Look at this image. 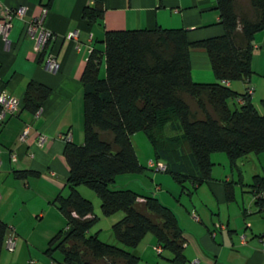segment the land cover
I'll list each match as a JSON object with an SVG mask.
<instances>
[{"label": "trees", "instance_id": "obj_1", "mask_svg": "<svg viewBox=\"0 0 264 264\" xmlns=\"http://www.w3.org/2000/svg\"><path fill=\"white\" fill-rule=\"evenodd\" d=\"M249 2L252 14L236 11L234 0H215L223 32L208 38L192 41L187 29L160 26L105 32L101 52L105 74L100 75V52L92 50L81 75L83 141L66 143V190L53 201L66 227L51 237L45 254L58 251L61 264H138L134 250L147 234H153L161 251L172 254V262L186 261L184 229L175 213L155 196L111 185L120 175L146 170L131 141L140 131L153 147L154 161L164 163V172L182 187L186 182L196 187L211 179L215 152L224 153L230 167L239 172L240 159L264 151V113L252 104L253 92L247 94L251 86L238 93L225 84L247 81L252 74L253 40L264 30V0ZM103 11V0H93L82 17L99 22ZM192 48L206 52L216 81L193 80ZM49 93L45 85L28 82L20 108L36 114ZM187 96L197 106L199 118L194 117ZM231 99L240 107L231 109ZM29 174L33 172H17L22 178ZM80 185L100 199L101 215L123 213L111 226L118 245L100 240L97 232L88 234L99 216L92 202L81 195ZM249 186L258 209H264V175L253 174ZM225 187L227 198L232 199L233 182ZM7 231L0 220V252Z\"/></svg>", "mask_w": 264, "mask_h": 264}, {"label": "crops", "instance_id": "obj_2", "mask_svg": "<svg viewBox=\"0 0 264 264\" xmlns=\"http://www.w3.org/2000/svg\"><path fill=\"white\" fill-rule=\"evenodd\" d=\"M92 4L93 0H0V19L5 17L7 9L25 7L23 17L12 19L8 44L0 39V78L3 86L20 100L30 81L43 84L50 90L36 114L20 108L16 114L0 119V220L16 237L12 250L3 243L0 264H29V260H33L34 264L62 262V254L58 251L51 256L45 254L51 237L66 227L65 217L53 201L66 190L69 170L63 154L68 142L65 137L70 135V141L76 144L83 141L81 75L92 50L100 52V75L105 74L104 54L101 53L105 48V32L153 29L157 26L184 28L192 41L223 32L215 0H103L102 20L95 23L82 17L84 8ZM234 6L238 12L253 13L249 0H234ZM38 19H42V25L53 35L42 60V51L34 50V37L26 34L27 22ZM71 33H76V37L69 38ZM50 55L59 64L57 71L46 67V59ZM190 57L194 81H216L203 49L192 48ZM251 69L252 74L247 81L225 84L238 93H243L248 86L253 87L252 104L258 113L262 109L260 114H263L264 30L255 34ZM41 135L45 139L40 144ZM216 157L221 161L218 164H229L227 157ZM253 158L250 159L253 162L252 176L255 173L264 175V151ZM150 160L153 157L139 162L149 170L147 165ZM213 167L211 179L196 187L190 182L182 187L171 177L181 189L179 195L197 196L191 199V203L181 202L176 210L184 229L186 261L172 262V254L167 250L158 254L155 251V247L159 246L156 237L147 234L134 250L140 258L139 262L264 264L258 240V236L264 233V209H258L251 188L249 195L244 196L234 186L246 183L249 186L251 181L243 182L241 166L237 172L238 182L224 175L226 168ZM22 170L33 174L22 178L17 175ZM130 176L125 175L122 180L131 181L134 175ZM123 181L117 182L118 185L123 186ZM228 181L233 182L232 199L226 195L225 183ZM156 189L161 190L162 187L156 185ZM173 189L176 190L174 185ZM144 195L161 198L160 195ZM168 207L177 216L173 207Z\"/></svg>", "mask_w": 264, "mask_h": 264}, {"label": "rangeland", "instance_id": "obj_3", "mask_svg": "<svg viewBox=\"0 0 264 264\" xmlns=\"http://www.w3.org/2000/svg\"><path fill=\"white\" fill-rule=\"evenodd\" d=\"M103 71V70H102ZM188 95V94H187ZM187 101L189 102L191 109L194 113V117H200L201 114L197 110V106L195 103L187 96ZM228 104L231 109H234L235 107H240V104L236 99L234 100H229ZM262 109H260V113H262ZM131 141L134 146L135 152L137 154V157L139 161L145 162L147 158L153 157L154 160V151L153 147L151 146L150 141L148 140L147 136L142 132H137L134 133L131 136ZM217 155H220L222 157H227L224 153L222 152H215L211 154V160L213 162L214 167H218L220 169H225L224 175H229V180H234V182H238V173L236 169H232L229 167L230 164L223 166L218 164L221 162L220 160L217 159ZM255 156V154H249L246 158L240 159L238 161V165L243 168V182H250L252 178V169H253V162L250 160ZM254 159V158H253ZM213 167V168H214ZM124 176H118L116 178L117 182L123 181L122 177H125V175H134V178L132 177L131 181H123V186L118 185L116 181L111 185L112 187L116 188L115 186H120V188H131L132 190H135L139 193L142 194H154V195H160L159 200L164 203L168 204L167 206H172L174 211L177 214V218L179 220V223L181 224L180 221V216L177 213L176 210L180 207V203H185L189 202L191 203V199H195L197 196H192L187 194V193H182L179 195V192L181 191L180 187L174 182V180L171 178V174L168 172H156L155 170H148L146 169L143 173H137V174H123ZM131 177V176H130ZM224 180V179H223ZM156 185H159L162 187L161 190L156 189ZM173 185L176 187V190L173 189ZM236 186L235 190L242 193V195L247 196L249 195V189L250 187L246 184L240 186L238 184H235ZM186 188V187H185ZM78 190H80L81 195L84 196L85 198L89 199L94 208V213L99 216V219L97 222H95L92 227L89 229L88 234L94 235L97 232L98 238L104 242L107 243H112V244H119L117 240L114 238L111 232V226L112 224L119 219V217H122L123 213L122 212H117L113 215L109 216H103L101 215V210H100V199L97 197V195L88 187L84 185H80L78 187ZM186 190V189H185ZM184 190V191H185ZM157 197V196H156ZM181 200V201H180ZM181 203V204H182ZM118 216V217H117ZM116 217V218H115ZM139 264H142V261L139 262Z\"/></svg>", "mask_w": 264, "mask_h": 264}, {"label": "built area", "instance_id": "obj_4", "mask_svg": "<svg viewBox=\"0 0 264 264\" xmlns=\"http://www.w3.org/2000/svg\"><path fill=\"white\" fill-rule=\"evenodd\" d=\"M25 14V7H17L15 9H7L5 17L0 19V39L4 41V43L8 44V33L11 27V22L14 17H23ZM26 34L33 36L35 39V45L34 50L36 52H41L45 45L49 42V40L52 39V32L45 28L42 25V19L38 20H32L28 21L26 25ZM69 38L76 37V33H71ZM77 49L78 46H77ZM46 67L47 69L51 71H57L59 64L58 62L50 55L46 59ZM253 89L252 87L247 88V94H252ZM20 99L16 96H13L10 94V92L5 89V87L2 84V80L0 78V119H4L6 115H14L20 110ZM26 129L22 134V137L25 135ZM45 137L41 135L39 137L38 142L41 144ZM67 141H70L71 136L67 135L65 137ZM15 159V157H13ZM148 167L153 168L155 171L164 172L166 170V166L162 162H155L154 160H150L148 162ZM15 234L13 231H10L8 228V231L4 237V243L6 244V247L10 250L14 248L15 245ZM260 245H261V251L264 255V233L260 235L258 238ZM155 250L157 253L161 252V247H155ZM29 264H34L33 260L29 261Z\"/></svg>", "mask_w": 264, "mask_h": 264}]
</instances>
